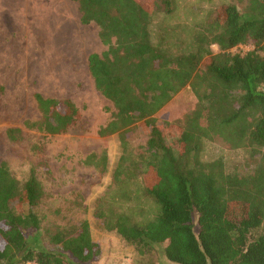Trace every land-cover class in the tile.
<instances>
[{
    "label": "trees",
    "instance_id": "16d2710c",
    "mask_svg": "<svg viewBox=\"0 0 264 264\" xmlns=\"http://www.w3.org/2000/svg\"><path fill=\"white\" fill-rule=\"evenodd\" d=\"M74 1L81 22L95 23L107 46L88 61L95 88L115 107L99 134L120 135L116 183L130 158L128 131L139 121L150 129L136 168L155 215L138 223L118 210L111 218L102 198L95 216L141 254L164 243L167 258L178 264H264V0H246L243 8L230 0L200 24L157 20L160 12H171L172 0ZM244 45L252 48L244 51ZM187 87L197 104L172 122L178 126L176 148L159 120ZM35 97L42 115L25 120L28 128L57 134L81 116L69 98ZM22 134L21 127L7 129L12 141ZM216 138L249 150L255 165L239 171L228 169L222 157L204 159L206 142ZM107 161L103 153L100 166ZM44 195L34 170L20 180L8 159L0 162V264H91L99 258L102 248L87 219L52 230L43 226ZM15 200L26 201L28 211L16 210Z\"/></svg>",
    "mask_w": 264,
    "mask_h": 264
},
{
    "label": "rangeland",
    "instance_id": "374dc122",
    "mask_svg": "<svg viewBox=\"0 0 264 264\" xmlns=\"http://www.w3.org/2000/svg\"><path fill=\"white\" fill-rule=\"evenodd\" d=\"M229 1L172 0L171 12H160L157 20L164 17L171 23H205ZM236 3L243 8L246 0ZM80 16L73 0H0V162L8 159L12 173L20 180L32 170L36 172L45 191L39 209L46 229L81 219L89 221L92 236L102 248L101 256L91 264H178L167 258L166 244L141 254L94 214L103 198L108 217L124 210L135 222L144 223L155 215L156 206L144 195L141 170L136 168L138 148L146 145L150 135L141 121L127 133L130 158L119 183L115 182L123 152L120 135L99 134L115 107L95 88L88 61L90 53L102 52L107 46L99 37L98 26L82 23ZM241 48L246 51L252 47ZM36 94L71 99L80 110V118L57 134L26 127L25 120L34 121L42 115ZM196 104L197 97L187 87L162 110L164 118L159 124L176 148L178 126L172 122ZM11 127L23 129L16 141L7 135ZM103 153L108 156L106 168L99 164ZM216 157H222L232 170L255 165L249 150L233 149L218 138L206 142L203 151L204 159ZM13 206L24 213L29 209L26 201L15 200ZM195 231H199L197 223ZM47 235L48 231L42 233L44 244L49 242Z\"/></svg>",
    "mask_w": 264,
    "mask_h": 264
},
{
    "label": "built area",
    "instance_id": "2783aa9c",
    "mask_svg": "<svg viewBox=\"0 0 264 264\" xmlns=\"http://www.w3.org/2000/svg\"><path fill=\"white\" fill-rule=\"evenodd\" d=\"M213 47H216L215 45Z\"/></svg>",
    "mask_w": 264,
    "mask_h": 264
},
{
    "label": "crops",
    "instance_id": "0c3cea01",
    "mask_svg": "<svg viewBox=\"0 0 264 264\" xmlns=\"http://www.w3.org/2000/svg\"><path fill=\"white\" fill-rule=\"evenodd\" d=\"M74 1V0H73Z\"/></svg>",
    "mask_w": 264,
    "mask_h": 264
}]
</instances>
